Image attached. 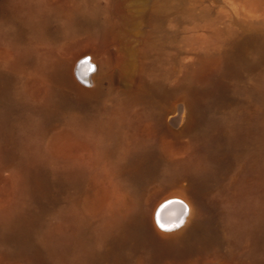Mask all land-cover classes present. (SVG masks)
Returning a JSON list of instances; mask_svg holds the SVG:
<instances>
[{"label": "rangeland", "instance_id": "rangeland-1", "mask_svg": "<svg viewBox=\"0 0 264 264\" xmlns=\"http://www.w3.org/2000/svg\"><path fill=\"white\" fill-rule=\"evenodd\" d=\"M46 15L41 42L0 0V264H264V0H47ZM93 169L110 182L97 203Z\"/></svg>", "mask_w": 264, "mask_h": 264}, {"label": "bare ground", "instance_id": "bare-ground-1", "mask_svg": "<svg viewBox=\"0 0 264 264\" xmlns=\"http://www.w3.org/2000/svg\"><path fill=\"white\" fill-rule=\"evenodd\" d=\"M8 3L10 4V6L15 8L17 11H22V12L27 13V16L30 18L31 23L34 26V37H35V39L42 42L43 39H45V37H46L45 26L47 24V15H46L47 0H8ZM57 9H58V11H65L66 12V10L64 8H62V5H59V7ZM73 23L74 22H72L70 17H68L66 20V24H65V30L68 33H71L74 30V27H73L74 24ZM106 25L111 26V20L108 19L106 22ZM237 47H238V44H235L232 46V50H231L232 54H234L236 52ZM245 62H247V61L245 60ZM245 62L244 63L239 62V64H236V63L233 64V62H231L228 64L226 70L223 73L230 74L234 71L246 68L247 63H245ZM54 75L58 81H65L66 82V80H67L63 71L58 67L55 70ZM221 83H222V77H219L217 80V85H221ZM4 86H5V82L2 80V78L0 76V92L2 91V89H4ZM75 89L78 91V94L80 97H86L90 94H93L96 91L92 87H89L87 85H81V84L80 85L78 84V86ZM55 108H56V106H55ZM55 108H51L48 111V113L54 112ZM199 112H200V108L196 107L189 114L186 124L187 125L190 124L195 119L196 115ZM72 136H71V134L61 135V137H58L54 141V145L60 150L68 151L78 144L77 141H75ZM259 143L261 145H264V134H262L259 137ZM157 150H159L161 152L165 151L166 150V144L161 142L158 145ZM125 167H126V169H128L129 171H131L133 173H137V174L138 173H144V172L149 170V165L147 162V156L146 155H139V156L129 160ZM33 174H34L33 178L35 179V183L39 186H42V184L40 182V175H39V172L37 171V169L32 170V175ZM88 179L94 187L90 201L93 203H97V202L101 201L106 196V194L108 193L109 186H110L109 179H108L107 175H105V174H103V173H101L95 169L89 171ZM43 186H42V188H44ZM262 204H263L262 199L258 198V197L257 198L255 197V198L249 200L248 212L245 213L244 217L242 216L243 215L242 214L243 209L242 208L237 209L238 215H240V217H237L236 220L233 221L232 226L236 228V230L238 231V233L241 236H243V237L249 236L250 229L246 225V219H247V217L254 215L258 211V209L262 206ZM25 221H26L25 218L21 217L20 222L18 224V228L16 229V232H14V234L17 238H19L20 245L22 247L28 248V247H30V243L28 240ZM128 226L129 225L125 224L124 229H123V233L120 236L119 242H122L123 240H125L131 236V234L129 233V230H128V228H129ZM152 230H153L154 234H156V236H159L155 232V230L156 231H158V230L154 227L153 223H152ZM158 233L166 234L164 232H159V231H158ZM15 263H20V262L17 261Z\"/></svg>", "mask_w": 264, "mask_h": 264}, {"label": "snow or ice", "instance_id": "snow-or-ice-1", "mask_svg": "<svg viewBox=\"0 0 264 264\" xmlns=\"http://www.w3.org/2000/svg\"><path fill=\"white\" fill-rule=\"evenodd\" d=\"M161 227H163V225H161Z\"/></svg>", "mask_w": 264, "mask_h": 264}]
</instances>
